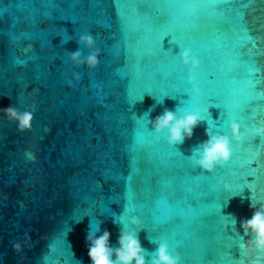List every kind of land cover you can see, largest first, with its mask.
<instances>
[{
  "label": "water",
  "instance_id": "1",
  "mask_svg": "<svg viewBox=\"0 0 264 264\" xmlns=\"http://www.w3.org/2000/svg\"><path fill=\"white\" fill-rule=\"evenodd\" d=\"M132 3L0 0V110L38 106L32 130L23 134L0 113V264H60L61 256L64 264L73 259L91 264L90 227L99 224L97 236L109 231L110 246L117 247L122 225L114 218L132 216L146 226L167 221L181 264H236L240 259L238 245L227 248L244 236L240 221L255 211L251 196L253 203L264 200V139L256 136L242 148V136L231 161L212 173L196 167L190 157L208 139V126L230 137L237 106L252 101L258 118L250 128L240 124L241 129L249 140L257 132L264 137V106L260 94L250 91L244 58L260 54L241 51L246 44L237 17L241 0H152V7L170 16V27L182 36L195 35L181 46L165 37L168 53L163 55L160 30L145 29L137 36L147 20L133 14ZM247 21L252 29L264 25V0L248 10ZM84 34L94 37V49L78 45ZM78 48L83 57L100 50L95 69L72 65L70 54ZM185 49L200 63L192 72L202 94L196 101L187 93L175 97L180 81L158 78L189 74L180 58ZM73 72L81 80L69 88ZM257 90H264V84ZM146 91H155L156 98L146 93L140 100ZM208 94L216 95L221 100L217 107L224 110L209 108L214 121L199 124L191 139L170 147L165 134H155L150 121L165 109L178 115L195 111ZM245 111L250 114L251 107ZM27 150L36 154L35 162L26 160ZM245 174L254 177L248 178L251 190L245 187L237 195L235 181ZM132 194L136 210L123 211L120 204ZM231 217L237 223L226 232L234 239H226ZM25 233L31 246L18 255L12 246L22 243ZM137 235L150 264L160 234L154 242L147 228ZM247 252L250 264H264V253Z\"/></svg>",
  "mask_w": 264,
  "mask_h": 264
},
{
  "label": "clouds",
  "instance_id": "2",
  "mask_svg": "<svg viewBox=\"0 0 264 264\" xmlns=\"http://www.w3.org/2000/svg\"><path fill=\"white\" fill-rule=\"evenodd\" d=\"M76 42L78 45H83L90 50L94 49L95 46V40L91 34L80 35ZM99 56L100 50L96 49L83 57V53L78 48L70 54V60L72 65L76 67L87 66L89 69H95L99 64ZM180 58L182 63L189 67L190 72H196L199 69V60L192 56L190 50H183L180 53ZM80 80L81 75L73 72L72 79L67 80V85L72 88L74 87L73 81L79 82ZM37 107V104L33 102L30 110L20 111L14 106H9L7 109L0 110V113L9 122L15 123L17 130L23 134L32 130L33 113L37 110ZM209 115L208 109L197 108L195 111H184L182 115H178L177 110L165 109L161 115L149 121L155 134L157 136L165 134L167 144L174 147L183 144L186 139H191L199 124L205 121L208 123L207 118ZM231 119L233 120L230 124L231 138L229 135H221L219 132L214 134L208 126L205 132L208 139L198 145L195 148V154L190 157L192 163L206 173H212L217 166L228 164L233 152L232 140L240 142L243 139L240 131L241 125L234 122L236 120L235 116H232ZM24 155L29 162L37 160L36 154L31 150L25 151ZM224 188L227 191L229 186L224 185ZM250 207L255 209L251 219L240 221V227L244 233V236H240V246L264 253V204L257 207V204L251 200ZM231 218V226L235 228L236 218ZM113 222L122 225L118 235L117 247L110 246L111 234L109 231L104 230L101 235L97 236V232L100 231L99 224L95 230L90 227V231L86 236V243L88 244V257L91 264H147L145 251L141 247L137 235L143 229L139 219L132 216L117 221L114 218ZM244 237H248V239ZM30 246L31 237L28 233H25L23 242H15L12 247L13 251L19 255ZM150 264H181V257L178 254H171L168 243L161 240L151 254Z\"/></svg>",
  "mask_w": 264,
  "mask_h": 264
},
{
  "label": "snow or ice",
  "instance_id": "3",
  "mask_svg": "<svg viewBox=\"0 0 264 264\" xmlns=\"http://www.w3.org/2000/svg\"><path fill=\"white\" fill-rule=\"evenodd\" d=\"M53 4L56 2V0H52ZM257 0H241L240 4V11L237 12V17L239 21V30L240 32L244 35L246 39V44L245 47L241 50L243 52H247L248 49H251L253 53H259V56L252 55L251 57L249 56H244L245 60L248 61L247 64V78H248V85L250 88V91L255 94L259 93L260 94V101L259 103L264 106V90H257L259 85L264 84V64L259 63L258 61L260 59H264V25H259L257 29H252L249 27L248 21H247V15H248V10L253 9L255 7V3ZM135 5V12L133 13L134 15L138 17H144L147 20V24H144L142 28L137 32V36L141 35L142 32L147 29V30H160V41H159V47L161 49L162 55L164 53H168V51L163 50V45L162 41L164 40L165 37L171 36V41L170 43L181 46L183 44L184 39H193L195 40V35L193 32L189 31L185 33L183 36L177 31V29L170 27L172 21L170 16L157 8L152 7V0H133V3ZM190 50L191 49H187ZM183 64V63H182ZM184 65V64H183ZM185 66V65H184ZM186 67V66H185ZM235 79H239L238 75H234ZM158 78H163L165 80H176L180 81V83L177 84V91L175 93V97L180 94V93H187L190 97V101H196L201 98V89L199 88V85L196 82V78L194 75H192V72L189 70V74L187 76L184 75H179V76H173V74H167V75H162ZM150 94L153 95L156 98V93L155 91L153 92H144L143 96H141L140 100L143 99L145 94ZM138 101V100H137ZM136 102V101H135ZM134 102V104H135ZM255 101L251 102L250 106H244V105H238L236 109V114L233 115L236 117L235 121H240L238 124H247L248 127L250 128L253 123H255V120L258 118L253 117V110L254 107H252V104ZM256 103V102H255ZM218 104H221V100L213 94H208L206 97L203 98L202 100V107L200 109H208L211 107L219 108L222 109L221 107H217ZM251 107V113L246 114V109ZM224 110V109H222ZM210 113V112H209ZM208 123L210 124L214 120L211 117V114L207 118ZM237 123V122H236ZM259 128L260 125H257ZM242 136L244 137V142L240 144L239 146L242 148H247L250 141L253 140L256 136L262 137L259 132H257L250 140L248 139V134L243 130L240 129ZM231 137V133H230ZM235 142V143H233ZM251 144V143H250ZM238 146L237 141L234 139L232 140V147H233V152L231 159L234 154V147ZM254 150V149H253ZM231 161V160H230ZM253 165V163H252ZM251 168H256L252 167ZM254 177L249 174H245L241 177H238L236 179V184L239 185V191L238 194H241L244 190L245 187L251 190L252 182H248V178ZM247 182V183H246ZM229 193L232 192V188L230 191H227ZM253 197L251 196V200L253 201ZM136 196L134 194L130 195L122 204L123 211L127 209L129 212H133L136 210L137 204H136ZM256 204H264V200H257L255 201ZM140 221V220H139ZM143 228H147L150 232L151 239L153 242L157 238V233L160 234V240L166 241L169 246V251L171 254L175 255L178 254L181 259V253H180V248L177 243L171 242V240L168 237V222L167 221H155L153 220L150 225L145 224V222L140 221ZM231 226V222H229L225 226V238L227 239L228 237H232L230 235H227L226 230L228 227ZM234 239V237H232ZM241 241L232 244L230 247L227 249H231L233 246L238 245L240 249V259L239 260H233L236 262V264H240V261H243V264H250V260L252 259L250 253L247 252L246 248H242L240 246ZM255 252L257 255H259L261 252L259 250H252ZM74 257V256H73ZM146 257V256H145ZM75 259H73L72 264H75ZM147 264H149V260L146 259ZM60 264H64V258L61 256L60 257ZM184 264H187L185 261Z\"/></svg>",
  "mask_w": 264,
  "mask_h": 264
}]
</instances>
